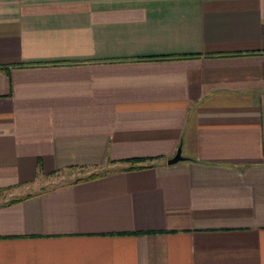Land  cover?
I'll use <instances>...</instances> for the list:
<instances>
[{"label":"crops","instance_id":"obj_1","mask_svg":"<svg viewBox=\"0 0 264 264\" xmlns=\"http://www.w3.org/2000/svg\"><path fill=\"white\" fill-rule=\"evenodd\" d=\"M0 264H264V0H0Z\"/></svg>","mask_w":264,"mask_h":264},{"label":"trees","instance_id":"obj_2","mask_svg":"<svg viewBox=\"0 0 264 264\" xmlns=\"http://www.w3.org/2000/svg\"><path fill=\"white\" fill-rule=\"evenodd\" d=\"M64 168H68V169H76V168H81L82 170H84V174H80V175H76V177H73V180L76 181L77 179H85V178H89V177H95L97 176L98 174H101V173H104V172H107L108 170H110L109 168H106V167H90L89 168L87 166H83V165H80V164H76V165H65L63 166L62 169H59V170H52L53 172L57 173L59 171H62ZM42 188H44L43 186H41ZM19 198V196H14V198H11L9 199L6 203L8 202H11V201H14V199H17Z\"/></svg>","mask_w":264,"mask_h":264},{"label":"rangeland","instance_id":"obj_3","mask_svg":"<svg viewBox=\"0 0 264 264\" xmlns=\"http://www.w3.org/2000/svg\"><path fill=\"white\" fill-rule=\"evenodd\" d=\"M51 173H55V172H51ZM55 174H63L61 178L59 177H55V175H52L51 178H47L46 180L41 179L43 182V184L46 185H51V183H59V182H63L64 180H70L73 177H76V175H82L84 174V170H82L81 168H76V169H68V168H64L62 171H59Z\"/></svg>","mask_w":264,"mask_h":264},{"label":"water","instance_id":"obj_4","mask_svg":"<svg viewBox=\"0 0 264 264\" xmlns=\"http://www.w3.org/2000/svg\"><path fill=\"white\" fill-rule=\"evenodd\" d=\"M181 155L182 154H181L180 147L177 146L175 154L173 156L167 158L166 160L168 161V163H172V162L177 161V159H180V158L182 159L183 157Z\"/></svg>","mask_w":264,"mask_h":264}]
</instances>
